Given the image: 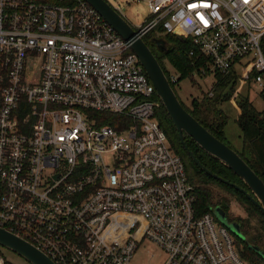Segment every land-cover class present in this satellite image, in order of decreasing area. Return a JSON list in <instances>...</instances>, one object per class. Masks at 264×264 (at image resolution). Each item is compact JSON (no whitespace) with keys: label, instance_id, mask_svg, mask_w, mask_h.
<instances>
[{"label":"built area","instance_id":"built-area-1","mask_svg":"<svg viewBox=\"0 0 264 264\" xmlns=\"http://www.w3.org/2000/svg\"><path fill=\"white\" fill-rule=\"evenodd\" d=\"M148 6L140 35L190 40L203 62L194 76L233 74L264 93V0ZM160 107L130 45L87 1L0 0V228L55 264H131L145 239L164 264H253L197 210Z\"/></svg>","mask_w":264,"mask_h":264},{"label":"trees","instance_id":"trees-1","mask_svg":"<svg viewBox=\"0 0 264 264\" xmlns=\"http://www.w3.org/2000/svg\"><path fill=\"white\" fill-rule=\"evenodd\" d=\"M143 38L164 68L169 80L170 74L166 71L163 62L164 58L171 62L175 69L181 74L178 82L183 78L194 76V73H197L196 71L198 70V67L203 63L200 61L199 63L194 64V59L189 57V52L192 49L190 40H184L183 38L174 35H165L160 28L150 32ZM158 40L165 43L164 51H161L157 46L156 42ZM214 75L215 82L210 90L213 95L210 96L209 93L204 96L202 100H194L189 108L185 105L184 107L214 136L230 146L225 135V127L228 124V118L223 110L220 109V106L231 100L233 92H235V87H237L238 78L233 74L224 75L217 73ZM171 85L175 90L176 84L171 82ZM237 105L240 109V114L236 122L241 131L244 148L241 151H236L233 147H230L238 152V154L264 181V112H258L249 99L244 97L238 101ZM211 115L212 117H210ZM157 117L168 136L172 149L183 159L187 168L189 180L196 188L198 197L197 210L203 214L213 211V209L217 207H221L227 213L229 220L232 222L235 221L231 218L229 205L224 202V200L215 202L211 192L205 188V186L209 184H215L236 197L245 205V207H247L251 214L254 213L257 215L260 219L261 226L263 227L262 229L264 230V216L244 195L207 176L193 163L187 151L182 146L178 133L162 104L158 110ZM185 141L190 150L194 152L197 159L214 174H217L232 183H236L241 187H245L243 182L225 165L207 155L191 138L186 136ZM238 223H240L242 232L248 239V233L245 230L246 227L241 222L238 221ZM236 240L238 246L241 248L243 257L246 260L253 264H264V257L256 254L247 244L239 239L236 238ZM263 241V237L259 234L251 238V240L248 239L250 244L258 246L261 251L264 252V248L262 247ZM4 264L10 263L4 259Z\"/></svg>","mask_w":264,"mask_h":264},{"label":"water","instance_id":"water-1","mask_svg":"<svg viewBox=\"0 0 264 264\" xmlns=\"http://www.w3.org/2000/svg\"><path fill=\"white\" fill-rule=\"evenodd\" d=\"M102 16V18L116 31L137 56L141 66L151 80L157 97L163 105L169 119L178 133L179 140L187 151L193 163L207 176L223 185L233 188L244 195L264 216V181L248 165V163L230 146L214 136L203 126L180 101L176 91L160 64L159 60L148 46L139 31L134 28L119 11L107 0H85ZM157 46L165 50V43L158 40ZM191 138L198 147L207 155L225 165L245 185L241 187L223 177L214 174L204 166L188 147L185 137ZM213 214L220 224L225 226L240 241L247 244L259 256L264 257V252L258 246L252 245L242 232L240 223L230 221L223 208L213 209ZM0 247L11 250L24 258L30 264H55L48 256L32 244L16 235L0 228Z\"/></svg>","mask_w":264,"mask_h":264},{"label":"rangeland","instance_id":"rangeland-1","mask_svg":"<svg viewBox=\"0 0 264 264\" xmlns=\"http://www.w3.org/2000/svg\"><path fill=\"white\" fill-rule=\"evenodd\" d=\"M107 1L136 29L150 16L148 0ZM163 62L166 71L171 76L173 75L177 79L181 77V74L171 62L165 58ZM214 82L215 78L213 75L207 78L195 75L190 78H183L176 84L175 91L182 104L189 108L194 100H202L209 93L211 95L212 92L210 90ZM243 97L249 99L258 112H264V93L258 84L254 80L239 79L231 100L220 106V109L223 110L228 118V124L225 127L227 142L236 151H241L244 148L241 131L236 122L240 114L237 103ZM205 188L211 192L215 202L224 200L229 205L231 218L236 222L239 221L244 224L245 230L248 233V239L251 240L257 234L261 235L264 239V230L262 229L259 217L254 213L251 214L242 202L218 185L209 184ZM262 247L264 248V241ZM0 258L6 259L10 264H30L21 256L3 247H0ZM166 259L167 254L160 246L145 239L138 246L131 264H164Z\"/></svg>","mask_w":264,"mask_h":264},{"label":"flooded vegetation","instance_id":"flooded-vegetation-1","mask_svg":"<svg viewBox=\"0 0 264 264\" xmlns=\"http://www.w3.org/2000/svg\"><path fill=\"white\" fill-rule=\"evenodd\" d=\"M157 43V42H156Z\"/></svg>","mask_w":264,"mask_h":264}]
</instances>
